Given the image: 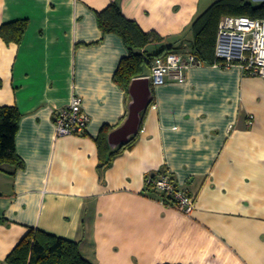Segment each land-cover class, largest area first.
Listing matches in <instances>:
<instances>
[{
    "label": "crops",
    "instance_id": "1",
    "mask_svg": "<svg viewBox=\"0 0 264 264\" xmlns=\"http://www.w3.org/2000/svg\"><path fill=\"white\" fill-rule=\"evenodd\" d=\"M214 1L0 0V25L28 24L20 43L0 38V105L21 113L23 163L0 170V264L30 227L77 241L94 264H264L263 77L200 62L184 80L154 86L155 58L134 77L148 78L151 93L136 139L98 168L96 137L124 122L129 94L113 80L128 51L119 36L100 31L96 12L115 3L159 35L147 54L180 44L186 53L192 21ZM73 94L88 126L58 137L53 115ZM164 167L195 198L191 216L146 188L145 175Z\"/></svg>",
    "mask_w": 264,
    "mask_h": 264
},
{
    "label": "trees",
    "instance_id": "2",
    "mask_svg": "<svg viewBox=\"0 0 264 264\" xmlns=\"http://www.w3.org/2000/svg\"><path fill=\"white\" fill-rule=\"evenodd\" d=\"M224 16H246L264 19V0L253 4L247 0H216L191 23L192 41L189 52L204 64H223L215 55L218 24ZM97 25L103 34L113 33L122 39L128 54L123 57L114 73L113 80L125 91L134 77L142 74L143 68L162 54L180 52L183 46L169 45L159 51L147 54L144 47L150 42L161 41L154 32H144L131 20L126 19L118 5H107L96 12ZM27 19H17L0 25V38L5 43H20L27 28ZM21 113L14 105H0V170L4 165L14 169L23 166L16 152V134ZM143 119V113H142ZM142 123V122H141ZM107 132L102 128L96 137L98 148V168L102 170L110 161L130 146L136 135L126 144L111 152L106 141ZM162 169V168H160ZM158 172L149 173L155 177ZM146 188L154 193L146 185ZM165 206L173 205L170 198L154 193ZM7 264H94L80 252L77 241L66 239L44 230L30 227L20 241L5 257ZM168 264V263H165Z\"/></svg>",
    "mask_w": 264,
    "mask_h": 264
},
{
    "label": "built area",
    "instance_id": "3",
    "mask_svg": "<svg viewBox=\"0 0 264 264\" xmlns=\"http://www.w3.org/2000/svg\"><path fill=\"white\" fill-rule=\"evenodd\" d=\"M215 55L228 67L238 65L245 76L264 78V19L246 16H224L218 24L215 43ZM200 61L190 52H170L164 59L156 58L150 67L149 79L152 85L162 84L169 76L184 80V70L199 64ZM89 116L83 109L82 99L73 94L68 104L53 115L56 136H77L84 133ZM254 123V115H248L247 124ZM155 177H144L145 185L160 196L171 199V206L177 212L191 216L195 207V198L178 188L170 171L164 167L158 169Z\"/></svg>",
    "mask_w": 264,
    "mask_h": 264
},
{
    "label": "water",
    "instance_id": "4",
    "mask_svg": "<svg viewBox=\"0 0 264 264\" xmlns=\"http://www.w3.org/2000/svg\"><path fill=\"white\" fill-rule=\"evenodd\" d=\"M128 113L124 122L107 135L110 151L128 143L139 131L141 112L149 105L151 93L148 78H134L128 86Z\"/></svg>",
    "mask_w": 264,
    "mask_h": 264
},
{
    "label": "rangeland",
    "instance_id": "5",
    "mask_svg": "<svg viewBox=\"0 0 264 264\" xmlns=\"http://www.w3.org/2000/svg\"><path fill=\"white\" fill-rule=\"evenodd\" d=\"M143 73L144 74H147L148 73V66L147 65L145 66Z\"/></svg>",
    "mask_w": 264,
    "mask_h": 264
}]
</instances>
